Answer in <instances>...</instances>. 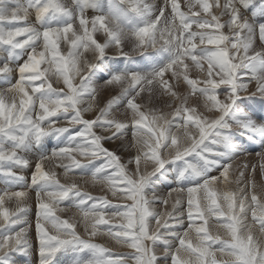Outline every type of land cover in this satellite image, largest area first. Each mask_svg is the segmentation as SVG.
<instances>
[{
    "label": "snow or ice",
    "instance_id": "6c2138e0",
    "mask_svg": "<svg viewBox=\"0 0 264 264\" xmlns=\"http://www.w3.org/2000/svg\"><path fill=\"white\" fill-rule=\"evenodd\" d=\"M2 2V0H0ZM239 0H216L215 7L221 10V15H227L228 20L225 24L219 23V17L212 15L208 0H190L187 6L189 12L179 10L176 0H166L163 7L150 4L147 0H129L130 9L134 13H138L143 17H151L153 22H157L162 16H165L167 8H171L172 21L176 23L180 29V44L183 48V54L191 58L193 63L200 60L207 61L212 69L219 70V80L212 78L203 81L204 87L197 88L196 81L186 80L193 87V91H199L204 95L206 103L210 104L213 109L220 115L210 122L204 120L200 116L195 115V109L184 108L177 109L173 114L175 117H182L183 124L173 125L171 120L164 117L153 115L151 120L147 114L140 112L139 107L133 103V99L127 101V107L135 114L133 119V135L138 137V143L148 147L149 152H143L142 156L136 158V171L132 176L125 174L123 166L119 163L118 158L109 150L102 147V141H108L117 138L123 134V129L127 126L119 122L117 119H110L106 110H101L100 115L95 120H88L82 117V112L88 109H82L84 103V94L93 95L96 89L84 86L85 76H81V83L74 86L69 78L70 70H74L79 58L81 57V49H91L96 53L97 58L105 54V49L109 46L121 47V14L110 9L108 15H97L90 19L81 10L73 16L72 10L65 8L59 0H29L26 5H18L14 12L17 17L23 13V18L4 21L2 19L4 13L0 11V52L5 50V46L11 57L13 52L20 53L27 57L20 63L16 71L18 79L12 85H9L3 92H0V104H5L3 118L0 119V176L11 179H21L18 173L12 168H5V163L15 164L19 166H27V161L18 157L16 147L5 148V143L16 142L23 143L28 133H34L37 136L45 135L55 131L58 134L71 130L70 127L58 126L61 118L67 120L70 126L79 125L71 133L69 143L66 146L54 149L51 156H46L34 164V170L31 173V184H41L43 187L36 191V239L40 243L39 253L41 256L55 257V254L65 245L76 244L82 250L90 249L91 258L85 264H160V256L162 254L164 264H168V258L171 257V264H188L187 257H191L192 264H217L214 258L215 252L219 251L221 255L233 257L232 264H264V250L258 245H254L251 235L247 240L241 238V231L247 227L240 223L241 214L247 213L248 208L251 209L252 220L254 224L259 225V231L264 233V202H261L255 194L251 195L250 201L246 204L247 197H238L235 193L224 191L218 193L215 189L218 184L228 185L230 181V163L224 164L219 175L206 176L202 182L187 188L176 187L172 191L182 196L184 192L188 194V219L189 229H193L192 207L196 206L199 213L203 207L204 213L214 214L217 217L227 216L228 221L222 227L226 228L232 236L231 240H222L207 234L205 227L197 226L194 228L198 234V241L195 246L191 242H187L188 232L181 234L177 229L183 224L181 219L182 213L175 215L168 213L169 218L174 219V224L170 227L167 220L164 221L160 231L159 213H157L153 204L160 199V194L155 191H146V185L149 177H151L159 168H162L165 161L176 159L180 160L199 148L209 135H215L223 140L219 132H216L221 124L223 115L228 112L229 108L235 101L236 97L242 92H248L247 84L242 79L239 69L252 68L253 76L248 79L257 81L255 90L248 92V95L264 96V60H258L257 57L245 56L240 64H232L229 61L232 57L228 54L225 47L226 42H230L231 46L237 50L245 52L253 41L257 42V38L261 45H264V22L249 25L248 21L241 17L236 9ZM75 4L79 5V0H75ZM38 5V6H37ZM199 7L205 14L211 16V19L200 17L199 12L192 11L193 8ZM34 9L38 20L49 18V13L56 16H63L69 22L62 25L48 26L43 29H36L27 23V12ZM159 15H156V12ZM154 17V18H153ZM168 18L165 17V20ZM11 23L17 25L15 29H4L3 23ZM20 22L23 26H19ZM78 23L79 32L73 31V25ZM112 24L114 27H110ZM90 25V27H89ZM193 25L196 31H193ZM153 24L145 23L143 26L136 28L130 32L131 39L136 47H143L146 37L149 34ZM227 27L232 34L231 38L224 34H216L209 31L210 28L219 30ZM98 32L104 33V42L98 43L94 39V34ZM71 39H68L69 34ZM82 33V34H81ZM251 33V38L247 35ZM61 35L65 41L70 40L69 51L67 57L60 55L58 50V42ZM24 37V39H17ZM199 39L200 45H213L214 48H199L197 54V45L194 40ZM223 45V46H222ZM38 48L41 49L38 51ZM126 55V54H122ZM127 56V55H126ZM47 64L48 67L41 70V65ZM95 63H86V72L88 73ZM52 65L56 66L58 78L62 77L63 88H55L52 83L48 82L47 74L51 71ZM10 64L6 61L0 67V75H4L11 71ZM127 81L128 87L123 89L136 90L141 85L142 77L136 73L114 74L108 81V84H120ZM38 82V83H37ZM220 85L227 86L226 97L222 101L218 98L217 89ZM28 89H31L29 92ZM9 93L19 95L20 103L16 106V110L12 111L11 116L8 115V105L6 98ZM139 95V92L136 93ZM111 103V102H110ZM152 125H158L153 127ZM173 127L184 130V136L190 141L188 147L181 150L179 147L180 136L173 132ZM240 127L244 129L256 130V125L252 121L242 122ZM93 128H100L104 131L97 135L93 132ZM189 128L198 130V137L195 134H189ZM18 129L24 130V135L18 132ZM112 135H108L112 130ZM75 141V143H72ZM86 142V143H85ZM217 141H213L215 143ZM74 145V146H73ZM174 149V154L170 153V158L163 155L164 149ZM73 151L78 152L81 156L86 157L89 162L103 157L104 162L94 167L91 175L93 179L102 181H112L113 175L107 174L106 169H117L115 174L123 182V195L133 201L129 210L120 212L115 210L111 216H120L127 220V223L121 225V230L114 236L115 239L126 243L133 253L113 258L107 249L101 247L97 243L91 242L89 239H83L75 230L74 224L70 220H61L54 215V209L69 196L81 197V193L76 190V186L61 185L53 171H45L44 165L46 161L55 158H69ZM264 155V153H262ZM145 159L153 163L151 172L141 173L139 170L140 160ZM64 165L61 164V167ZM74 167H81L78 161L73 160ZM191 170L197 176L201 173L189 164L186 169L180 172V176H184L185 172ZM243 175V173H241ZM201 194V204H197L195 194ZM5 198L17 201L14 211L3 208ZM28 199L27 191H5L4 196H0V220L3 221L0 227L3 228V234H0V257L6 256L12 251L21 253L27 250V233L28 230L24 226L28 222L24 219L26 210L25 201ZM95 198L88 196L80 198L75 207L87 219L95 220L93 231L90 234H97V225L107 224L105 219L106 207H109L108 201L103 198L98 203H92L87 206L88 200ZM226 204L228 212L223 210V204ZM167 203V201H163ZM181 200L177 199L173 208L176 209L180 205ZM239 208L236 209V205ZM156 218L158 227L155 231L149 228V219ZM203 219V215L200 216ZM49 225L51 228L49 229ZM19 228L17 231L16 228ZM15 229L12 231L11 229ZM204 235L201 237L200 234ZM108 235H112L109 229ZM147 241L148 243H145ZM173 241H178L179 246H173ZM219 243V249L213 250L212 245ZM162 246V247H160ZM174 248V250H173ZM159 253V254H158ZM56 264H63L61 258H56Z\"/></svg>",
    "mask_w": 264,
    "mask_h": 264
},
{
    "label": "rangeland",
    "instance_id": "374dc122",
    "mask_svg": "<svg viewBox=\"0 0 264 264\" xmlns=\"http://www.w3.org/2000/svg\"><path fill=\"white\" fill-rule=\"evenodd\" d=\"M160 1L162 2V5L159 6L163 7L165 4L164 1L166 0H160ZM178 1L182 2V0H176V2ZM28 2L29 0H2V2H0V11H3L4 13L2 19L4 21H8L13 19L23 18V13H21V15L17 17L14 12V9H16L18 5H26ZM41 2H43V0H41ZM59 2L65 8L71 9L73 16L78 14L81 10H83V13L89 19L97 15H108L110 9H115L121 14L122 27H121V37H120L121 39L120 49H118L115 46H109L108 48L105 49V54L98 58L96 56V53L94 52L91 55L92 57L89 58L81 55L76 65L77 68L75 67L74 70H70L69 78L74 86H78L81 83V76L87 75L85 78L84 86L87 88L96 89L94 96L88 94H84L83 96L84 103L81 105V108L88 109L87 111L82 112V117L84 119L95 120L97 116L100 115L101 112L100 110H106L107 112L108 111L111 112V115H113L112 119H117L119 120V122L124 123L127 126L125 129H123V134L119 135L118 138L114 136L113 139L111 140L102 141V147L111 151L118 158L119 163L123 166V170L126 175L132 176L133 172L136 171L137 156H142L143 152L150 151L148 147L142 146V144L140 147V149L142 148L141 150L138 149L139 146H136V142H135L136 137L133 135V131H134L133 119L135 117V114L126 105L127 104L126 101H128L129 99H133L134 97L133 103H135L138 107L140 106L139 107L140 112L147 114L149 120H151V117L155 115L158 117H164L166 120H172V122H174L173 125L180 123L183 124L182 117L173 116V113L176 112L178 108L195 109V115L199 113L200 109L208 111L207 113L208 116L210 113H212L215 118H217L220 115V113L217 112L215 109H213L210 104L206 103L204 95H202L199 91L198 92L193 91V87L190 86L186 81V80L196 81V87L202 88L204 87L203 81L206 79L212 78L217 81L219 80V70L212 69L211 66L207 63V61L204 60H200L198 63H193L191 58L183 54V48L181 47L179 40V36L181 33L178 24H176L178 23V20L176 21V23L172 21L170 7L166 9L165 16H162L159 21L154 23L151 17H143L140 16L138 13H134L130 9L129 0H79L78 6L75 4V0H59ZM188 2L190 1H186L185 3L182 4H178L179 10L186 13L189 12V8L188 6H186V3L188 4ZM208 2L210 5H212V7H210V12H212V15L214 14L213 12H215L216 13L215 15L216 16L218 15L219 17V23L225 24V22L228 20V16L221 15V10L215 7L216 0H208ZM220 2L223 3L224 0H220ZM150 4L158 5L157 0H154V2ZM256 9L259 18L257 20L260 21H256V19H253V16H249V17L246 16V14L242 13L241 11L238 12L241 17H244L248 21L249 25H252L253 23L256 24L258 22H264V0H256ZM192 11L199 12L200 17L203 16L202 18L208 19L210 17L209 19H211V16L205 14L202 11V9H200L199 7L193 8ZM156 15H159L158 11L156 12ZM27 17H28L27 23L38 30L43 29L44 27L62 25L64 23L69 22L67 18H64L63 16H56L51 12L49 13L48 19L42 21L38 20L34 9H30L27 12ZM165 17H167L168 19L165 20ZM5 23L6 25L5 27H3L4 29L5 28L15 29L17 27V25L15 24L7 23V22ZM145 23L153 24V27L151 28L149 34L146 37L145 45L143 47H136L134 41L131 39L130 32L140 26H143ZM19 26H23V23L20 22ZM109 26L114 27V25L112 24H110ZM195 28H196L195 25H193L192 30L196 31L197 29ZM211 29L212 32L214 31V33L216 32V34L222 33L231 38L232 34L229 32L227 27L221 28L219 30H216L214 28ZM73 31L76 33L80 31L78 27V23L76 25H73ZM71 35L72 34L70 33L68 39H71ZM61 36L62 37H60V40L58 42V50L60 55L67 57L70 40L66 42L64 36L63 35ZM249 38H251V34ZM17 39H24V37H18ZM94 39H96L98 43H103L104 33L103 32L95 33ZM194 43L198 46L196 50L197 54L199 52V48H203V47L214 48L213 45H200L198 38L194 40ZM225 47L227 48V51H229L228 54L230 53V56L232 57L229 63L234 64L236 62L235 64L238 65V63L239 64L241 63L240 60L243 59L245 56L251 58V57H257L258 54H259L258 61L256 62L258 63L259 60H264L263 57L264 45H261L259 43L258 38H257V42L256 41L252 42L251 47L247 49L248 52L247 51L245 52L244 50L241 51L236 50L231 46L230 42L228 43L226 42ZM257 48L258 49L260 48L259 49L260 52ZM39 50L41 49L38 48V51ZM84 50L81 49V53L84 52ZM9 51L10 50L7 49V46H5V50L0 52V67H2L3 63L7 61L12 69L9 73L0 75V92H3L10 84V82L7 84L2 82L4 81L6 82L7 79L8 81H10V79L12 81H16L18 79V72L16 71V68L20 63H22L25 59H27L26 56L24 57L22 55V50L19 54L13 52L11 57L9 56ZM237 53H238V57H236ZM122 54H126L127 56ZM238 58L241 59L238 60ZM86 62L95 63L88 73L86 72V67H85ZM46 65L47 64L45 65L42 64L41 69L43 70L44 68H46ZM55 69L56 67L54 65L53 68H51V71L48 73L49 75L47 76V78H49L48 82L52 83L53 87L63 88V90L67 92L66 86H64L63 84L62 77L58 78L57 75H53V73L57 72V69L56 70ZM242 70L244 72H242ZM242 70L239 69V72L244 82L248 83L247 84L248 92L254 91L257 81L255 79H252L250 82H248V79L253 76L252 68L251 67L244 69L242 68ZM125 73H136L141 75L142 77L141 85L137 87L135 91L133 89H126L122 92L123 89L128 87L127 81H122L120 84H114V85L107 83V81L114 74H125ZM167 78L172 79L174 85L178 87L176 89L178 91L179 96H175V94L169 92L170 89L167 88L168 85V80H166ZM226 87L227 86L225 85H220V87L217 89L218 98L222 101L226 97V93H225L227 91L225 89ZM30 90L31 89H29L28 91L30 92ZM137 92H139V95H136ZM248 92H242L240 93V95L236 97L235 101L229 108L228 112L223 115L220 126H218L216 130H214L220 133V136L223 137V140H220V138L210 134L209 137L204 141V143L199 148H197L195 152L190 153L188 156L180 160L171 159L165 161L163 167L159 168L151 177H149L146 185V191L149 192V197L151 196V192L153 191H156V193L160 194V199H158L153 204V208L157 213L160 214L159 220L161 225L160 226L161 232L164 231L162 225L165 220H167L170 227L174 224V219L169 218L168 213H173L174 216L182 213L183 215L181 216V219L183 221V224L177 230L180 231L181 234H183L184 232H188V238L186 243L191 242L194 246L197 243L198 234L194 230V228L197 226L205 227L207 234L210 236L217 237L222 240L232 239V236L227 231V229L222 227L224 223L229 222L227 216L217 217L214 214H206L204 213L203 207L198 213L195 205H193L192 207L193 219L191 223L193 224V229H189V223H190L188 219L189 197L187 192H184L181 197L177 194L176 196H172L170 194L168 195L166 191L176 187L187 188L189 186L199 184L202 182V178L206 176L219 175L218 172L220 171L222 166L224 164L230 163L231 183H229L228 185H224L223 183L218 184L215 190L218 193H222L224 191L232 192L235 193L240 198L246 196L247 197L246 204L250 201L251 195L255 194L253 192L251 193V188L254 185V181L256 180V178L257 179L260 178L264 180V164L260 162V157H262V153H264V139H262L261 138L262 136L259 134V132L264 127V123H263L264 117L262 118L263 115H261L264 114V112L261 111L262 108L260 109V106L258 105V102L261 101L262 99L261 97L263 96L248 95ZM10 94L11 93L7 95V98L9 97ZM103 95H105V98ZM96 96H98V99L101 98V100H96L95 99L97 98ZM89 99L94 100V105L91 103H90L91 106L85 105L89 103ZM104 99L106 100L104 101ZM252 103L253 105H251ZM90 107H92L91 111L93 110L94 112H91L89 110ZM15 109L16 108L14 107L11 109V111H9L8 113L9 117L11 116L12 111H15ZM4 111H5L4 104H0V119L3 118ZM124 117L126 121L123 120ZM204 120L208 122L211 121L210 119H207V117ZM247 121H252L253 124L256 125L259 132H257V130L244 129L240 127V124L242 122H247ZM58 126L70 127L71 130L59 134L55 131H52L45 135H40V136H37L34 133H28L23 143L16 142L15 145L13 143L4 144L5 148H13L15 146L18 157L24 161H27V166H19V165L15 166V164L5 163L3 167L9 168L8 164L14 168L19 167L20 172H17L15 170L13 171L19 174V176L21 177L20 179L21 181L25 180L24 181L25 188L21 187L20 191L27 190V192L28 191L31 192V193L28 192V196H29L27 199L28 201L27 200L25 201V206L27 208L23 216L24 219L28 222V224L24 225L25 227L27 226L26 228L28 230L27 242L29 244H34L33 245L34 248L31 246L32 249L29 250L27 248V250L23 253L19 251H12L8 253L6 256L0 257V264H49V263L56 264V258H61L63 260V264H76L78 261L82 262V257L79 255L83 256L85 252H90V249H86L87 250L86 251L85 249L82 250L76 244H68L63 246L55 254V257H46V256L43 257L39 253V248L41 245L36 239V230L34 227L36 223L35 210H37L36 194H35L37 188H35V186L37 184L35 185L31 184V173L34 170V164L37 161L41 160L42 158L39 159L38 157L36 158V156L35 157L32 156L31 147L35 143L43 147L44 144L46 145V141L52 139L53 136H54L53 138L58 140L60 143V141H64L65 138L69 139L71 133L76 129H79L80 127L79 125L70 126L67 120L63 118H61L60 121L58 122ZM152 126L156 127L158 125H152ZM17 131L20 132L21 135L25 134L23 129H18ZM103 131L104 130L100 128H93V132H95L97 135H100ZM114 131L115 129H113L112 132H109L108 135H112ZM172 131L176 133L178 132L177 135H179L181 138L179 143V147L181 148V150L189 146L190 141L184 136L183 129H177L176 127H173ZM188 131L190 135L195 134L198 137V130L189 128ZM214 140L217 142L213 143ZM74 142L75 141H72V143ZM36 150L38 149L36 148ZM162 151L165 157L170 158V153L174 154V149L172 148L164 149ZM45 153L50 154V152H45ZM73 157L75 161H78L80 163L83 169L84 168L87 169L86 173H90L94 171V167H97L99 166V164L104 162L103 157H98L96 160L89 162L87 158L77 156V152H74ZM70 164H73V162H69V165ZM189 164L193 165L197 171H200L201 175L197 176L194 173H192L191 170H189L185 172L182 181H186L184 178L185 176L190 178L191 180L193 179L194 181L192 180V182L189 183L188 185L175 184L177 178L174 177L173 173L175 174L178 172L177 174L180 175V172L186 169ZM53 166L54 168H57L55 164ZM81 167H75L74 169L76 170H71L73 173L71 177H77V180L75 182L67 181L66 183L61 185L71 186L74 184L76 188L73 191L78 190L81 193V198L86 199L88 196L95 198L94 200L87 201L89 202L90 205L92 203H98L101 198L107 200L109 207L111 208L110 210L109 207H106L104 209L106 213L105 219L108 221V223L103 225H97L96 228L97 234L95 236H91L90 234L93 231V224H95V220L89 219L88 223L87 224L85 223L84 224L85 226L83 228L82 226L83 223L80 224L82 222L81 220L82 218H80L79 216H77L78 218H74L72 220L71 218L63 216V214L61 213L59 214L58 212L55 211H54L55 212L54 215H57L61 220H70L74 224L75 230L77 231L78 235H80L83 239H89V240L91 239L92 241L91 240L90 241L93 243H97L96 239L97 241L98 239H101L99 242L100 246L107 249L108 252L112 254L113 258L126 255L129 253H133L134 249L129 248L126 243L118 241L117 239L114 238L115 234L121 230V225L126 224L127 220L120 216H111V213L119 209L121 212H126L133 204V201L131 199H128L127 196L123 195L124 192L123 182L118 178V176L115 175L118 172V170L113 168L106 169V173L113 175L114 177L112 182L115 183V185L119 186L118 191H116L111 196L110 194H108L107 184L106 187L104 184H101L99 187V185L97 186L93 182L92 184H94V187H96L95 192H93L90 188H84L82 185H80L78 183L79 178L82 177V175H85V171L80 172ZM152 168H153V163L150 160L146 161L143 158L140 160L139 170L141 173L145 171L151 172ZM241 173H243V175H241ZM4 180L9 182L11 181V178L4 177ZM96 180H100V179H94L93 181ZM8 182L6 183L8 184ZM2 187H0V191H1L0 196H4L5 194L3 193L5 190H2L3 189ZM255 195L258 197V199L261 202H264V193L258 194L256 192ZM71 197H75V196H69L68 198H66L64 202L62 201L55 210L59 211V207L61 206V204L65 207L66 204L71 200ZM76 198L79 199L80 197H76ZM177 199H180L181 203L178 206V208L174 209L173 205L175 204ZM195 199L197 204L202 203L200 193L195 194ZM165 200L167 201V203L163 202ZM7 202L6 204L3 205V208L8 209L10 212L15 210V208L13 207H15V203H17V201L15 199H12V200H8ZM218 203L223 204V202L220 200H218ZM238 208L239 205L237 204L236 209H234V211L237 210ZM223 210L225 211V213L228 212L226 204H223ZM201 215H203L204 217L203 219L200 218ZM0 222H1L0 224L3 223L2 220H0ZM240 223L247 226L241 231L240 234L241 238L247 240L248 237L251 235L254 245H258L261 250H264V233H261L259 231L258 224L253 223L250 207L248 208L246 215L241 214ZM80 225L81 227H79ZM157 227H158L157 219L150 218L149 219L150 230L155 231ZM109 229L111 230L112 235L106 236L105 234L108 233ZM0 230L2 231L3 228L0 227ZM16 230H18V227L16 228ZM203 235H204L203 233L200 234L201 237ZM28 243L27 246L29 245ZM145 243L148 242L145 241ZM173 246L174 248L178 247L179 242L173 241ZM219 247H220L219 243L212 245L213 250L219 249ZM183 255H185V257L188 259V264H192L191 257H187V254H183ZM159 256H160V264H164V259L162 254H159ZM214 258L216 259L217 264H232L233 261V257L227 255H221L219 251L215 252ZM83 263H85V261H83L81 264ZM168 264H171V257L168 258Z\"/></svg>",
    "mask_w": 264,
    "mask_h": 264
},
{
    "label": "bare ground",
    "instance_id": "6f19581e",
    "mask_svg": "<svg viewBox=\"0 0 264 264\" xmlns=\"http://www.w3.org/2000/svg\"><path fill=\"white\" fill-rule=\"evenodd\" d=\"M186 1H190V0H182V2L181 1H178L177 2V4H182V3H185ZM147 2L148 3H153L154 2V0H147ZM64 3V2H63ZM157 3H158V5H162V2L160 1V0H157ZM164 3H166V1H164ZM213 3V2H212ZM214 4V3H213ZM185 6V5H184ZM186 6H187V3H186ZM236 7H237V11H241L242 13H245L246 14V16H253V19H256V21H260V20H257V19H259L258 18V13H257V9H256V0H252V1H249V0H239V2L237 3V5H236ZM185 8V7H184ZM181 9H182V7H181ZM214 14L213 15H215L216 13L215 12H213ZM211 14H212V12H211ZM6 16V15H5ZM218 16V15H217ZM245 16V15H244ZM203 17V16H202ZM205 17V16H204ZM209 17V16H208ZM210 18V17H209ZM208 18V19H209ZM222 18V17H221ZM244 18V17H243ZM13 19V18H12ZM144 19V18H143ZM226 19V18H225ZM221 20V19H220ZM223 20H224V18H223ZM251 21V20H250ZM133 22H134V20H133ZM259 23V22H258ZM255 23H253L252 25H254ZM5 25H6V23H3L2 24V27H5ZM6 29V28H5ZM10 29V28H9ZM196 29V28H195ZM209 31H211L212 32V29L210 28L209 29ZM214 32V31H213ZM228 32V31H227ZM216 33V32H215ZM226 33V32H225ZM230 34V33H229ZM250 34L251 33H248L247 35L248 36H250ZM225 35V34H224ZM232 36V35H231ZM62 37V36H61ZM159 40V39H158ZM162 42V41H161ZM228 43V42H227ZM132 44V43H131ZM145 45V44H144ZM61 47V46H60ZM67 48V47H66ZM68 49V48H67ZM135 49V48H134ZM258 49V48H257ZM260 49V48H259ZM258 49V50H259ZM82 50H84V49H82ZM237 50V49H236ZM232 51V50H231ZM239 51H241V50H239ZM93 52L94 51H92L91 49H88V50H84V52H82V56H86V57H92L91 55L93 54ZM229 52V51H228ZM248 52V51H247ZM259 52H260V50H259ZM233 54V53H232ZM229 55H230V53H229ZM234 55V54H233ZM232 55V56H233ZM246 55V54H245ZM242 56V55H241ZM240 56V57H241ZM96 57V56H95ZM236 57H238V53H237V56ZM264 57V56H263ZM234 58V57H233ZM241 59V58H240ZM239 58H238V60H240ZM242 60V59H241ZM240 60V61H241ZM258 61V60H257ZM238 62V61H237ZM20 63V62H19ZM87 63V62H86ZM236 63V62H235ZM234 63V64H235ZM239 64V63H238ZM45 65V64H44ZM42 66V65H41ZM54 66V65H53ZM53 66L51 67V68H53ZM46 67H47V65H46ZM56 67V66H55ZM77 68V67H76ZM244 69V68H243ZM42 70V69H41ZM56 70V69H55ZM242 70V69H241ZM251 71V70H250ZM249 71V72H250ZM14 72V71H13ZM242 72H244L243 70H242ZM248 72V73H249ZM252 73H253V71H252ZM47 76H49L48 74H47ZM60 78V77H59ZM49 79V78H48ZM162 79V78H161ZM166 80H168V85H167V88L168 89H170V91L169 92H171V93H173V94H175V96H179V94H178V91H177V89L176 88H178V87H176L175 85H174V82L172 81V79H169V78H167ZM51 81H53V80H51ZM182 81V80H181ZM10 82V84L9 85H11V84H14L16 81H12L11 79H10V81H8V79L6 80V82L4 81V82H2V83H5V84H7V83H9ZM61 82V81H60ZM57 84V83H56ZM53 85V84H52ZM55 85V84H54ZM114 85V84H113ZM104 86V85H103ZM113 87V86H112ZM107 88V87H106ZM108 89V88H107ZM110 89V88H109ZM29 90V89H28ZM66 90H67V87H66ZM31 91V90H30ZM168 91V90H167ZM198 92V91H197ZM106 93V92H105ZM117 93V92H116ZM106 95V94H105ZM105 95H103L104 96V98H105ZM109 95V94H108ZM114 95V94H113ZM116 96V95H115ZM134 96V95H133ZM170 96V95H169ZM174 96V95H173ZM257 96V95H256ZM97 98H95L96 100H101V98L100 99H98V96H96ZM89 98H90V96H89ZM262 99H261V101H259L258 102V105L260 106V109L262 108V107H264L263 105H264V96L263 97H261ZM122 99V98H121ZM166 99V98H165ZM88 100V99H87ZM103 100V99H102ZM106 99H104V101H105ZM92 101V102H91ZM167 101V100H166ZM242 101V100H241ZM97 102V101H96ZM107 102V101H106ZM127 102V101H126ZM19 103H20V98H19V95L18 94H16V93H11L10 95H9V97L6 99V104L9 106L8 107V113H9V111H11V109L12 108H16V106H18L19 105ZM93 104L94 105V100H92V99H89V103H87V104H85V105H87V106H91V104ZM175 103H176V101H175ZM138 104V103H137ZM143 104V103H142ZM153 104V103H152ZM173 104H174V101H173ZM127 105V104H126ZM249 105V104H248ZM251 105H253V103L251 104ZM4 106H5V104H4ZM140 107V106H139ZM172 107V106H171ZM174 107V106H173ZM254 107V106H253ZM121 108V107H120ZM255 108V107H254ZM91 109H92V107H90V111H91ZM99 109V108H98ZM249 109V108H248ZM258 109V108H257ZM16 110V109H15ZM101 111V110H100ZM163 111V110H162ZM165 111V110H164ZM171 111V110H170ZM253 111V110H252ZM91 112H94L93 110L91 111ZM90 112V113H91ZM109 112V111H108ZM158 112V111H157ZM255 112V111H254ZM117 113V112H116ZM123 113V112H122ZM121 113V114H122ZM172 113V112H171ZM175 113V112H174ZM173 113V114H174ZM207 113H208V111H206V110H203V109H200L199 110V113L198 114H196L197 116H200V117H202L203 119H206V117H207V119H210V120H213L215 117L213 116V114L212 113H210L209 114V116L207 115ZM250 113H252V112H250ZM109 114V118L110 119H112L113 118V115H111V112H109L108 113ZM157 114V113H156ZM164 114V113H163ZM169 114V113H168ZM246 114V113H245ZM118 115V114H117ZM261 115H263V114H261ZM167 116V115H166ZM174 116V115H173ZM248 116H249V114H248ZM151 117V116H150ZM247 117V116H246ZM127 118V117H126ZM167 118V117H166ZM262 118H263V116H262ZM64 119V118H63ZM122 119V118H121ZM66 120V119H65ZM123 120H125L126 121V119H125V117L123 118ZM129 120V119H128ZM179 120V119H178ZM226 120V119H225ZM122 121V120H121ZM172 121V120H171ZM176 122V121H175ZM126 123H128V122H126ZM174 123V122H173ZM264 123V122H263ZM181 124V123H180ZM228 125V124H227ZM263 125V124H262ZM225 126V125H224ZM239 126V125H238ZM259 126H261V125H259ZM263 127V126H262ZM132 128V127H131ZM256 130H257V132H259V130L257 129V127H256ZM224 131V130H223ZM234 131V130H233ZM242 132V131H241ZM240 132V133H241ZM256 132V131H255ZM178 133V132H177ZM239 133V132H238ZM237 133V134H238ZM253 133V132H252ZM243 134V133H242ZM259 134L262 136L261 138L262 139H264V127H263V129L259 132ZM254 135V134H253ZM179 136V135H178ZM229 136V135H228ZM54 137V136H53ZM52 137V139H49L48 141H46V145L44 144V146L43 147H41L40 145H38V144H33L32 145V147H31V149H32V151H31V153H32V156H36V158L38 157L39 159L40 158H43V157H46V156H50L51 154H52V151L54 150V149H58V148H61V147H64V146H66V144H68L69 143V139H66L65 138V140L64 141H60V143H59V141L58 140H56V139H54ZM230 137V136H229ZM244 137V136H243ZM245 138V137H244ZM225 140V139H224ZM135 142H136V146H139L138 147V149L139 150H141L140 149V147H141V144L140 143H138V137H136L135 138ZM224 142V141H223ZM241 142V141H240ZM245 142V141H244ZM248 142V141H247ZM75 143V142H74ZM225 143V142H224ZM249 144V143H248ZM225 146V145H224ZM223 147V146H222ZM235 147V146H234ZM36 148L38 149V150H36ZM20 149V148H19ZM242 149V148H241ZM214 150V149H213ZM45 152H50V154H47V153H45ZM74 152H76V151H73L72 152V154H71V159H69V158H63V159H60V158H55V159H52V160H50L49 162H46L45 163V165H44V170L45 171H53V172H55V174H56V178H57V180L59 181V183L60 184H64V183H66L67 181H72V182H75L76 180H77V177H71V175L73 174L72 173V171L71 170H76V169H74L75 167L73 166V164H70L69 165V162H73L72 160H74V157H73V154H74ZM257 152V151H256ZM126 153V152H125ZM240 155V154H239ZM77 156H79V157H83V156H81L78 152H77ZM210 156H212V155H210ZM218 157V156H217ZM83 158H86V157H83ZM220 158V157H219ZM216 159V158H215ZM252 159V158H251ZM217 161H218V159H217ZM260 162H262L263 164H264V155H262V157H260ZM186 163V162H185ZM200 163V162H199ZM262 163H260V164H262ZM55 164V166L57 167V168H54V165ZM61 164H63L64 166L63 167H61ZM49 165H51V166H49ZM180 165V164H179ZM203 165V164H202ZM14 166V165H13ZM16 166V165H15ZM49 166V167H48ZM8 167L9 168H12L13 170H15V171H17V172H20V168L19 167H17V168H14V167H12L11 165H9L8 164ZM202 167V166H201ZM6 168V167H5ZM214 168V167H213ZM216 168V167H215ZM232 168V167H231ZM52 169V170H51ZM81 170H80V172L81 171H85V175H82V177H80L79 178V181H78V183L80 184V185H82L84 188H90L93 192H95L96 191V187H94V184H92L93 182L98 186L99 185V187H100V185L101 184H104L105 185V187L108 185V194H110L111 196L116 192V191H118V189H119V186L118 185H115V183H113L112 181H101V180H96V181H93L94 179H93V177H92V175H91V173L92 172H90V173H86V171H87V169L86 168H84L83 169V167H81L80 168ZM91 169H92V167H91ZM201 169V168H200ZM220 169V168H219ZM88 170H90V169H88ZM207 170V169H206ZM174 171V170H173ZM172 171V172H173ZM213 171V170H212ZM200 172V171H199ZM217 172V171H216ZM22 173H23V171H22ZM21 173V174H22ZM178 173V172H177ZM177 173H173V175H174V177L175 178H177L176 179V182H175V184H177V185H188L189 183H191L192 182V180L190 179V178H188V177H184L185 178V180L186 181H182V178H183V176H180V175H178ZM190 173V172H189ZM208 174V173H207ZM215 174V173H214ZM90 175V176H89ZM188 175V174H187ZM206 175V174H205ZM204 175V176H205ZM26 176V175H25ZM24 177V176H23ZM191 177V176H190ZM251 178V177H250ZM200 179V178H199ZM203 179V178H202ZM231 180V179H230ZM2 181H5V182H2ZM25 180H17V179H11V181H6V180H4V177H2V176H0V187H2L3 189L2 190H5V191H11V192H15V191H20V188L22 187H24L25 186V182H24ZM92 181V182H91ZM194 181V180H193ZM2 182V183H1ZM6 182H8V184L6 183ZM23 182V183H22ZM91 182V183H90ZM19 183H22V184H19ZM89 184V185H88ZM90 184H91V186H90ZM107 184V185H106ZM252 184V183H251ZM93 185V186H92ZM103 185V186H104ZM33 186V185H32ZM86 186V187H85ZM43 187V185H41V184H37L36 186H35V188H37V190L36 191H38V190H40L41 188ZM99 187H98V189H99ZM25 188V187H24ZM6 189H9V190H6ZM11 189V190H10ZM29 189V188H28ZM23 190H26V189H23ZM33 190H35V189H33ZM168 190V189H167ZM5 191L3 192V193H5ZM27 191V190H26ZM1 192V191H0ZM28 192H30V191H28ZM156 192V191H155ZM255 193L256 194V192L258 193V194H262V193H264V180H262V179H257L256 178V180L254 181V185H253V187L251 188V193ZM31 193V192H30ZM30 193H29V195H30ZM166 193L169 195H172V196H176V192H173L172 191V189H169L168 191H166ZM173 193V194H172ZM107 194V195H108ZM122 194V193H121ZM33 195H34V193H33ZM93 195H94V193H93ZM178 195V194H177ZM32 196V195H31ZM29 197V196H28ZM110 197V196H109ZM182 197V196H181ZM81 198V197H80ZM79 198V199H80ZM97 198V197H96ZM79 199H77L76 197H71V200L66 204V206L64 207L62 204H61V206L59 207V211H56L55 209H54V211L55 212H58L59 214L61 213V214H63V216H66V217H69V218H71L72 220L74 219V218H78L77 216H79L80 218H82L81 220H82V222L80 223V224H82V226H83V228H84V224L86 223H88V221H89V219H87V218H85L84 216H83V214L79 211V209H77L76 207H75V204L78 202V200ZM9 199H7V198H5V201H4V204H6V202L8 201ZM68 200V199H67ZM28 201V200H27ZM64 202V201H63ZM88 204H87V206H90V204H89V202H87ZM7 204H8V202H7ZM111 205V204H110ZM16 206H17V203H15V207H13V208H16ZM111 208L109 207V210H110ZM115 210V209H114ZM14 211V210H13ZM34 211V210H33ZM119 211H120V209H119ZM37 212V210H35V213ZM55 212H54V214H55ZM121 212V211H120ZM58 213H56V214H58ZM57 216V215H56ZM60 216V215H59ZM62 216V215H61ZM1 223V222H0ZM34 223V222H33ZM36 224V223H35ZM29 226V225H28ZM27 227V226H26ZM35 227V226H34ZM49 227V229H50V227H51V225L50 226H48ZM79 227H81V225L79 226ZM12 231H14V228L13 229H11ZM18 230H19V228H18ZM17 230V231H18ZM0 234H3V230L1 231L0 230ZM106 236H108V234H105ZM103 237H104V235H103ZM28 240V239H27ZM91 240V239H90ZM100 240L101 239H98V241H97V239H96V242L99 244V242H100ZM92 241V240H91ZM112 241V240H111ZM28 243V242H27ZM29 244V243H28ZM34 244H29L28 246H27V248L30 250V249H32V247L34 248V246H33ZM100 245V244H99ZM32 246V247H31ZM71 247V246H70ZM86 250V249H85ZM87 251V250H86ZM15 253V252H14ZM79 256H81L82 257V262L83 261H88L90 258H91V256H92V252H91V250H90V252H85L84 253V255L82 256V255H79ZM44 257V256H43ZM80 257V258H81ZM48 262V261H47ZM82 262H80V261H78L76 264H81ZM50 264V263H49ZM83 264H85V263H83Z\"/></svg>",
    "mask_w": 264,
    "mask_h": 264
}]
</instances>
